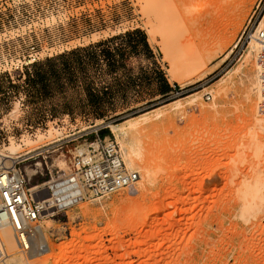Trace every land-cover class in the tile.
<instances>
[{"label": "rangeland", "instance_id": "1", "mask_svg": "<svg viewBox=\"0 0 264 264\" xmlns=\"http://www.w3.org/2000/svg\"><path fill=\"white\" fill-rule=\"evenodd\" d=\"M263 15L264 0H0V151L29 153L20 167L30 189L69 175L76 151L97 139H114L140 174L130 189L42 214L28 252L3 227L0 264H264V197L250 219L234 208L244 178L264 194V116L247 38ZM133 30L145 33L172 89L164 101L158 81H144L98 118L79 86L49 82L40 92L26 80L33 58L41 65ZM153 60L131 58L127 68L139 77Z\"/></svg>", "mask_w": 264, "mask_h": 264}, {"label": "built area", "instance_id": "2", "mask_svg": "<svg viewBox=\"0 0 264 264\" xmlns=\"http://www.w3.org/2000/svg\"><path fill=\"white\" fill-rule=\"evenodd\" d=\"M262 19L249 31L247 38L251 41L255 36L259 43L254 59L257 110L264 116V28L258 29ZM205 98L209 101L212 96L206 94ZM20 164L21 160H13L6 166L0 165V228L7 226L13 230L23 252L29 251L27 242L34 239V226L45 212L64 211L87 198L108 197L132 188L140 180V174L126 166L119 144L109 138L97 139L85 149L77 150L69 175L36 185L34 191L30 190V179ZM52 181L58 184L54 185Z\"/></svg>", "mask_w": 264, "mask_h": 264}, {"label": "trees", "instance_id": "3", "mask_svg": "<svg viewBox=\"0 0 264 264\" xmlns=\"http://www.w3.org/2000/svg\"><path fill=\"white\" fill-rule=\"evenodd\" d=\"M139 57L150 61L154 59V54L145 33L141 30H133L86 47L76 48L54 59L46 60L41 65L40 62L35 61L25 67L27 71L35 68L34 74L25 75L28 83L37 87L40 92L48 90L49 82L66 81L73 86H79L87 105L96 113L100 111L101 113L96 116L102 118L104 117L102 107L112 101L113 96L124 93L128 87H138L139 83L144 81L145 83L158 81L160 99L164 101L169 97L172 89L154 60L152 61L154 69L150 72L140 69L139 77L134 76L133 70L127 68V62L131 58ZM119 69L124 70V74L115 77L112 85L106 84L105 76L115 74ZM91 70H94L93 76L90 75ZM154 104L156 101H150L145 106ZM156 107L158 106L152 108Z\"/></svg>", "mask_w": 264, "mask_h": 264}, {"label": "bare ground", "instance_id": "4", "mask_svg": "<svg viewBox=\"0 0 264 264\" xmlns=\"http://www.w3.org/2000/svg\"><path fill=\"white\" fill-rule=\"evenodd\" d=\"M204 7L206 6V4L204 5V4H202ZM203 6H202V8H203ZM209 8V7H208ZM207 8V9H208ZM199 9V8H198ZM198 9H197V11H198ZM196 10V9H195ZM204 10V9H203ZM182 11V10H181ZM208 11L210 12V10L208 9ZM208 11H205L206 13H209ZM200 12V11H199ZM204 14H205V12L204 11H202ZM201 12V13H202ZM194 13V12H193ZM198 13V12H197ZM180 14V13H179ZM183 13H181V15H182ZM196 14V13H195ZM199 14V13H198ZM197 14V15H198ZM204 14H200V15H204ZM196 16V15H195ZM200 17V16H199ZM193 18H194V16H193ZM193 18H191V19H193ZM196 19L198 18L197 16L195 17ZM201 18V17H200ZM199 18V19H200ZM184 19V18H183ZM191 19L189 20V19H187L186 21H185V19H184V21H185V23L187 24V27L189 26V27H192L193 28V26L195 25V19L194 20H192L191 21ZM198 20V19H197ZM196 20V21H197ZM264 20V17H263V19H262V21ZM262 21H261V23H260V25H259V27H258V29H261V28H264V25L262 26ZM191 25V26H190ZM216 26V20L215 19H211V20H209V21H207L206 23H204L203 25H202V29H204V31L206 30V31H209V30H211L212 28H214ZM188 27V28H189ZM195 27V26H194ZM261 27V28H260ZM197 28V27H196ZM189 29H191V28H189ZM236 47V44H234L233 45V48H235ZM259 48V43L255 40V36L254 37H252V41L250 42V49L251 50H257ZM209 51V50H208ZM232 52V50H230V52H229V54ZM168 56H170V54H167ZM170 58V57H169ZM169 60V59H168ZM177 103H178V101H177ZM175 104V103H174ZM253 106H251V108H252ZM251 110V109H250ZM141 118V117H140ZM258 117H254V121L257 123V124H259V121L263 124V122L259 119V121H258ZM261 126V128L262 129H264V125L262 126V125H260ZM120 125H118V126H112L111 127V131L113 132V133H116L117 134V132H119L120 131ZM128 131V130H127ZM122 133V132H121ZM11 155H6L5 153H3V152H1L0 151V165H2V166H6V165H8V164H6V162H13V160H20V159H24L25 158V156H27V154H29V153H26V154H24L23 156H18V157H13V156H15L14 154L16 153V148H12L11 149ZM31 153V152H30ZM136 154V153H135ZM139 155V154H138ZM27 158V157H26ZM127 163H128V165H133L135 162L133 161V158L132 157H130V158H128V160H127ZM148 170V169H147ZM147 170H145V175H146V179L147 180H149L150 179V174H149V172L147 171ZM213 176H215V174H213L212 175V177ZM239 176V175H238ZM221 177V176H220ZM253 178V177H252ZM214 179V178H213ZM233 179V178H232ZM249 179V178H248ZM243 180V179H242ZM241 180V181H242ZM245 181V178H244V180H243V182ZM246 181H247V179H246ZM245 181V182H246ZM251 181V180H250ZM139 182V181H138ZM212 182V181H211ZM214 182H216V179L214 180ZM235 182V181H234ZM242 182V185H240V187H239V189L237 190V193H236V195H235V197H234V208H235V210H237V211H239V213H240V215L241 216H247L248 218L251 216L252 217V215H256L257 214V211L258 210H260L261 208H260V205H259V202H257L258 200L260 201V200H262L263 199V197H264V194H263V192H261L260 190L262 189H260V187H263V186H260V185H258L259 184V181L257 180H255V181H252V182H254V183H252V184H247V182L246 183H243ZM249 182V181H248ZM262 182V181H261ZM208 183V182H207ZM210 183V182H209ZM239 183V182H238ZM56 184H58V183H56ZM55 184V185H56ZM206 184V181H203L202 182V189H203V187H204V185ZM235 184V183H234ZM236 184H237V182H236ZM245 184H246V186H245ZM262 184H264V183H262ZM261 184V185H262ZM233 185V184H232ZM236 186V185H235ZM237 187V186H236ZM238 188V187H237ZM237 188H235V189H237ZM36 189V187H33V188H31L30 190L31 191H34ZM233 191V190H232ZM235 191V190H234ZM232 193V192H231ZM233 197V196H232ZM45 198H47V197H45ZM231 202H232V200H231ZM231 202L229 201V205L231 204ZM262 204V203H261ZM228 206V205H227ZM231 206V205H230ZM229 208V207H228ZM258 208H260V209H258ZM232 210V209H231ZM235 210H233V211H235ZM261 211V210H260ZM241 216H239V217H241ZM255 218H257L256 216H254ZM248 218H246V219H248ZM259 218V217H258ZM257 218V219H258ZM245 219V220H246ZM250 219V218H249ZM244 220V221H245ZM248 221H250V220H248ZM4 227H7V226H4ZM3 228V227H2ZM2 228H0V230L2 229ZM9 228V227H8ZM11 229V228H10ZM12 230V229H11ZM13 231V230H12ZM14 233V232H13ZM14 236H15V234H14ZM15 239H16V237H15ZM17 241V240H16ZM17 244H18V242H17ZM29 243L27 242V246H28V248H29V245H28ZM18 248H19V244H18ZM8 255V251H7V249H6V247H5V245L4 244H1L0 243V257H6ZM17 259V258H16ZM7 260V259H6ZM11 260V259H10ZM9 260V261H10ZM8 261V262H9ZM7 262V263H8ZM21 262V261H20ZM6 263V264H7ZM11 263V262H10Z\"/></svg>", "mask_w": 264, "mask_h": 264}]
</instances>
